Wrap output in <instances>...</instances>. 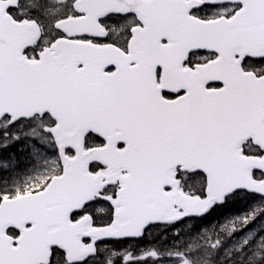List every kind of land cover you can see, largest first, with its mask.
<instances>
[{
    "label": "snow or ice",
    "instance_id": "snow-or-ice-1",
    "mask_svg": "<svg viewBox=\"0 0 264 264\" xmlns=\"http://www.w3.org/2000/svg\"><path fill=\"white\" fill-rule=\"evenodd\" d=\"M0 264H264V0H0Z\"/></svg>",
    "mask_w": 264,
    "mask_h": 264
},
{
    "label": "flooded vegetation",
    "instance_id": "flooded-vegetation-1",
    "mask_svg": "<svg viewBox=\"0 0 264 264\" xmlns=\"http://www.w3.org/2000/svg\"><path fill=\"white\" fill-rule=\"evenodd\" d=\"M150 241L153 242V243L155 242L154 234H153V237L146 238L145 240L141 241L140 243H141L142 245H146V244H148ZM135 250L138 251V249H135Z\"/></svg>",
    "mask_w": 264,
    "mask_h": 264
}]
</instances>
